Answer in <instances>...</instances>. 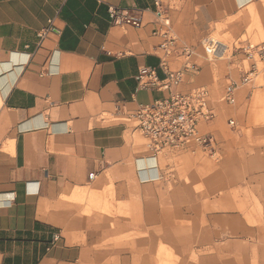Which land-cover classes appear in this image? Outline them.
Returning a JSON list of instances; mask_svg holds the SVG:
<instances>
[{
    "label": "crops",
    "instance_id": "1",
    "mask_svg": "<svg viewBox=\"0 0 264 264\" xmlns=\"http://www.w3.org/2000/svg\"><path fill=\"white\" fill-rule=\"evenodd\" d=\"M156 1L170 18L179 52L192 49L199 66L177 90L205 87L210 94L213 118L201 131L215 137L222 163L203 185L215 194V216L233 222L224 233H237L235 222L255 213L264 229V121L252 115L264 86L240 80L243 48L264 35V0H0V264H93L94 258L96 264H137L147 247L156 264L158 236L149 226L161 219L160 195L177 197L166 180L170 154L152 152L133 122L114 118L118 108L134 110L170 94L144 89L138 80L142 66L164 76ZM111 7L139 16L142 25L115 22ZM219 34L232 39L226 61H213L202 45ZM177 51L169 57L173 68L185 61ZM234 82L231 104L225 97ZM218 113L234 121L231 129L222 127ZM174 187L195 197L201 212L204 193L195 195L193 183ZM246 221L240 226L245 236L261 233ZM129 227L144 234L129 255L102 244ZM150 236L152 244L140 243ZM253 242L246 253L256 248ZM227 252L235 255L236 245Z\"/></svg>",
    "mask_w": 264,
    "mask_h": 264
},
{
    "label": "rangeland",
    "instance_id": "2",
    "mask_svg": "<svg viewBox=\"0 0 264 264\" xmlns=\"http://www.w3.org/2000/svg\"><path fill=\"white\" fill-rule=\"evenodd\" d=\"M209 37L218 38L221 40L218 45L219 48L216 51H208V57L216 60L220 59L226 61L232 57V40L226 35H212ZM208 37V38H209ZM246 37L243 36L242 39ZM264 40V35L254 39L253 42H259ZM234 41V40H233ZM223 42V43H222ZM204 48V47H203ZM220 49V51H219ZM224 49V50H223ZM205 50V49H204ZM219 51V53H218ZM206 52V50H205ZM207 54V53H206ZM249 62L245 60L244 68H248ZM239 72L236 69L234 73V79L238 80ZM256 86H264V80L258 78L256 80ZM262 96V97H261ZM234 106V105H233ZM253 117L256 120L264 121V95H258L254 103ZM220 122L222 127L229 130L231 129L228 123L229 117L227 115H220ZM170 154V169L166 180L171 184L169 191L177 193V197L169 195L168 197L161 196V203L159 205L161 212L158 215L159 219L156 223H152L149 227L157 234L158 239L155 244L156 264H202L201 258L205 257L204 264H223L225 260H235V264H264V252L261 251L264 246V229L261 228L263 220L256 217L255 214L248 215L249 219L237 220L235 222L237 233L228 234L224 233L223 228L230 226L233 222L219 220L215 214L219 212V206L212 203V198L215 194L209 190L207 185H203V180L208 181L209 177H212L221 167L222 157L220 155L210 156L201 151H178V150H166ZM200 175V187L197 185V175ZM181 182L193 183L194 189L191 191L196 195L198 190L205 195V206L201 209L200 213L196 210V199L190 198L185 194L182 189H175V185ZM131 205L125 207V216L130 217L128 209H131ZM167 209V213L163 212ZM238 212H241L244 219V205L237 207ZM115 212V210H114ZM159 213V212H158ZM112 212H109V216L112 217ZM167 215V216H166ZM172 220H166L165 217H170ZM144 217V216H143ZM254 217V218H253ZM245 221L249 226L256 227V231L260 229L261 233L258 235L245 236L243 230H240L241 224ZM144 224V220L142 219ZM172 226V227H171ZM124 231V234L114 236L109 235L102 242L103 245L110 247L119 245L126 250V255H129V251L136 245V241L139 238L144 237V234H138L132 227H129ZM169 233L172 235H165V238L173 241L162 239L163 234ZM254 239V245L256 248L252 253H246V247L249 241ZM155 236H150L148 240H142L140 243L152 244L155 241ZM199 242L203 245V248L199 247ZM230 244L236 245V254L228 253ZM197 249V250H194ZM224 250L225 252H220ZM153 249L146 248L143 253L136 256L137 264H152L153 256L151 255ZM252 256V257H251ZM209 257H212L210 259ZM214 259V261H213ZM96 258H94L95 263ZM112 264H124L123 260L115 259Z\"/></svg>",
    "mask_w": 264,
    "mask_h": 264
},
{
    "label": "built area",
    "instance_id": "3",
    "mask_svg": "<svg viewBox=\"0 0 264 264\" xmlns=\"http://www.w3.org/2000/svg\"><path fill=\"white\" fill-rule=\"evenodd\" d=\"M155 5L157 21L164 26L154 30L155 35L162 37L160 48L164 56L161 58L160 67L164 76L160 77L155 68L142 66L138 80L144 89L166 90L170 94L167 98H160L152 103H141L134 110L118 108L114 118L133 122L134 127L148 140L149 149L154 153L190 150L215 156L217 155L215 137L211 133L201 131V124L213 118L208 89L198 87L188 92L177 90L188 70L195 72L199 70V66L193 60L194 51L183 47L179 52L176 37L169 29L170 18L160 1H156ZM110 15L118 23H129L138 27L142 25L139 16H133L118 8L111 7ZM46 31L47 29L42 30L39 33L40 37H43ZM207 39L208 37L203 40L202 45L208 55ZM243 49L249 66L241 71V82L256 81L258 78L264 80V40L247 44ZM176 51L185 58L183 66L179 68H173L169 60L170 55ZM236 85L235 82L231 84L225 97L231 104L236 102L234 96ZM229 124L233 126L234 121L230 120ZM92 177L93 174H90V178ZM59 238V235L54 236V240Z\"/></svg>",
    "mask_w": 264,
    "mask_h": 264
},
{
    "label": "bare ground",
    "instance_id": "4",
    "mask_svg": "<svg viewBox=\"0 0 264 264\" xmlns=\"http://www.w3.org/2000/svg\"><path fill=\"white\" fill-rule=\"evenodd\" d=\"M207 41L209 42L208 44H207V46H208V48H209V50L212 52V51H216V48H219V44H220V42H221V40H218V38H215V37H209L208 39H207ZM223 43V42H222ZM224 50V49H223ZM219 51H220V49H219ZM219 51H218V53H219Z\"/></svg>",
    "mask_w": 264,
    "mask_h": 264
}]
</instances>
